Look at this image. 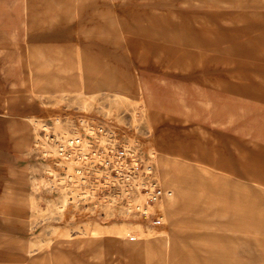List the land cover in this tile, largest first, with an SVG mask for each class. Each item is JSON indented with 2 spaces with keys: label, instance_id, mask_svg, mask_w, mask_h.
Segmentation results:
<instances>
[{
  "label": "rangeland",
  "instance_id": "obj_1",
  "mask_svg": "<svg viewBox=\"0 0 264 264\" xmlns=\"http://www.w3.org/2000/svg\"><path fill=\"white\" fill-rule=\"evenodd\" d=\"M30 1L33 13L57 20L26 25L63 40L70 57L64 85L55 79L51 89L27 92L41 108L26 118L32 141H22L24 223L29 254L42 255L36 264H264V0ZM28 40L0 38V109L2 74L13 77ZM64 113L139 138L163 187L171 167L177 188L163 201L164 227L148 229L106 196L70 199L55 185L35 144L39 123ZM137 225L129 238L118 233ZM82 240L89 256L75 250Z\"/></svg>",
  "mask_w": 264,
  "mask_h": 264
},
{
  "label": "built area",
  "instance_id": "obj_2",
  "mask_svg": "<svg viewBox=\"0 0 264 264\" xmlns=\"http://www.w3.org/2000/svg\"><path fill=\"white\" fill-rule=\"evenodd\" d=\"M38 127L36 152L68 198L92 202L103 195L148 229L164 226L163 201L173 192L159 182L155 155L143 141L109 121L85 115L64 113Z\"/></svg>",
  "mask_w": 264,
  "mask_h": 264
},
{
  "label": "crops",
  "instance_id": "obj_3",
  "mask_svg": "<svg viewBox=\"0 0 264 264\" xmlns=\"http://www.w3.org/2000/svg\"><path fill=\"white\" fill-rule=\"evenodd\" d=\"M34 9L36 4L30 0H0V38H29L20 62L10 68L14 71L13 77L2 74L5 103L0 109V264H36L37 258L42 257L29 254V238L24 223L26 211L22 205L26 195L24 170L29 166V151L25 150L22 141L25 134L31 141L33 139L26 118L36 117L41 112L38 99L33 95L29 98L27 92H37L45 86L51 89L55 79L64 85V58H70L67 57L68 46L63 40L53 42L51 35L47 40L48 34L42 29L26 25L57 20L52 13L36 14L32 12ZM46 59L54 61L48 65ZM33 81L37 86L34 90ZM10 198L14 199L17 207L7 206L11 203ZM178 198L174 204L176 210L180 205ZM176 225L174 219L167 225L172 231L168 249L174 243ZM88 245V241L82 240L76 243L75 250L78 254L86 252L89 256L91 250L87 249ZM43 256L46 257V254Z\"/></svg>",
  "mask_w": 264,
  "mask_h": 264
},
{
  "label": "bare ground",
  "instance_id": "obj_4",
  "mask_svg": "<svg viewBox=\"0 0 264 264\" xmlns=\"http://www.w3.org/2000/svg\"><path fill=\"white\" fill-rule=\"evenodd\" d=\"M53 61L54 60L51 61L50 59H46V62L48 63V65L51 62H53ZM162 173H163V171H162ZM163 174H164V179H165L164 181H166V187L170 188L172 190V192L174 193V191L176 190L177 186L175 185L176 184L175 183V180L171 177V167H169V168L168 167H165ZM173 200H174V195L172 194V196L170 198H168V201L171 202ZM66 202H67V197H64V205L66 204ZM173 204H175V203H173ZM140 229L141 228H140L139 225L135 226L134 228H128L127 226L126 227L122 226L120 228V231L121 232H118V233L122 237L129 238L130 236H133L134 235V232L140 231ZM113 255H115L118 260H122L123 251L121 249H119V248H116L115 249V253Z\"/></svg>",
  "mask_w": 264,
  "mask_h": 264
}]
</instances>
